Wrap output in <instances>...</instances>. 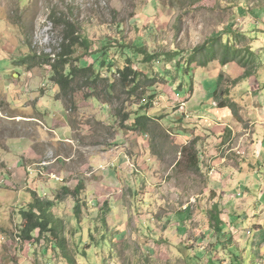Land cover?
Returning <instances> with one entry per match:
<instances>
[{
  "label": "rangeland",
  "instance_id": "1",
  "mask_svg": "<svg viewBox=\"0 0 264 264\" xmlns=\"http://www.w3.org/2000/svg\"><path fill=\"white\" fill-rule=\"evenodd\" d=\"M67 20L92 42L88 52L77 48L70 57L74 65L79 64L78 58L92 63L102 51L109 56L111 66L94 63L103 79L97 81L98 91L106 78H119L116 69L127 57L134 68L148 74L153 86L148 88L151 79L142 77L138 94L132 96L130 88L124 91L117 85L110 104L92 96L94 89L81 86L80 75L75 87L78 110H68L57 99L60 88L51 79V66L41 59L60 50ZM217 36L242 48L246 67L238 60L217 68L189 63L196 46ZM136 45H143L155 58L144 62V55L136 54ZM216 47L219 52L224 49L220 43ZM253 49H258V55ZM178 51L181 54L172 59L170 54ZM221 68L231 75L225 83L236 99L234 113L245 111L242 97L252 96L250 92L257 88L255 76L264 102V0H0V145L8 143L12 152L2 153L16 160L24 147L16 137L33 138L40 154L25 161L44 181V185L32 182L35 191L28 188L20 194L16 186L10 190L0 182V264H29L24 256L27 246L44 251L41 256L46 262L50 258L52 264H70L50 232L39 237L35 230L31 240L21 237L26 197L55 201L52 209L64 220L66 246L76 260L81 255L83 264H264V214L262 228L253 216L264 190V168L260 175L250 176L252 185L248 190L243 187V196L229 203L217 199V191L210 189L209 163L203 159L201 168L191 167L194 141L184 139L178 130L187 119L186 106H180L189 90L194 87L198 92L204 86L210 91ZM246 69L250 71L247 81L235 84ZM152 92L157 94L153 106L142 112L155 118L153 133L143 137L121 129L114 108L142 109ZM209 97L211 101L214 93ZM34 104L46 108V114L23 111ZM16 114L22 116L13 118ZM31 114L38 120L31 121ZM50 120L59 123L53 126ZM67 121L71 131L60 123ZM139 137L150 139L146 167L138 163ZM123 144L132 161L129 165L115 156ZM242 155L244 151L228 155L227 162L241 164L247 159ZM113 162L114 167H106ZM72 179L84 182L78 218L75 196L63 191ZM260 201L264 204V198ZM36 257L34 264H45Z\"/></svg>",
  "mask_w": 264,
  "mask_h": 264
},
{
  "label": "crops",
  "instance_id": "2",
  "mask_svg": "<svg viewBox=\"0 0 264 264\" xmlns=\"http://www.w3.org/2000/svg\"><path fill=\"white\" fill-rule=\"evenodd\" d=\"M253 51L256 55H258V49H253ZM222 61L223 59L221 55H218L214 59V61H209L206 65H212L213 67L217 68V64L227 66L228 64H233V62L235 63V61L237 60L230 59L229 63H223ZM220 62L222 64H220ZM191 65H193V67L204 66L198 65L196 63H192ZM239 65L241 64L239 63ZM222 68L218 74V78L210 83V91L205 90L204 86L202 87L201 91L198 92L195 91L194 87L189 90L188 96L183 99V101L185 102L181 103L182 105L180 106L181 109H184L186 106L184 111H186V113L188 114L187 119L183 120L182 127H178V130L181 132V136L184 139H191L194 141L193 143L195 145V151L198 157V166L201 168L203 159H206L207 163H209V167L211 168L209 172L211 181L210 189H215L217 191L218 196L216 198L221 200L226 199L228 201L229 199L236 198L235 196H243V187L248 190L250 188L249 185H252V182H250V176L256 174L260 175L259 173L263 171L264 102L261 101V82L259 81L257 76H255L258 82V86L257 88H255V90H252L250 92L252 96L247 95L245 98H241L242 100H244L242 102L245 111H240V114L238 111H236L237 115L242 116L244 121H242V118H238L237 115L235 116L236 113L233 112L232 108L234 104H232V102L236 101V99L234 98L233 91H231V89L229 90L225 83L226 81L228 82L227 79H229L231 75L225 73ZM214 71L218 73L217 69H215ZM247 78H249V76L243 78L240 77L235 84L239 85L242 82L244 83L247 81ZM1 79L2 78L0 74V80ZM1 92L2 91L0 90V93ZM211 92L214 93V97L211 98V101H209ZM245 93H248L247 90H245ZM250 98L251 100H249ZM223 102H226V105H223ZM245 103L247 106L244 105ZM31 108L29 109L28 107H25L23 111L31 113V111L33 110L40 115L46 114L44 113L46 111V108L42 107L41 105L37 106V104H34ZM15 109H17V107ZM179 111L181 110H177V112ZM243 113L245 114V116H243ZM20 116L22 115H12L13 118ZM36 117L37 116L31 114V121L38 120L36 119ZM43 118L47 120L46 115H44ZM245 121L247 123H250V127L244 125ZM49 123H52V125L54 126L57 125L59 121L50 120ZM60 123L62 124V126L67 125L69 127V130L71 131L68 121L66 124H63L62 122ZM46 128L48 129L47 125ZM141 135L143 137H148V133H141ZM132 137L134 139L137 137V135L135 134ZM143 137H139L141 150L140 147H137L138 151L140 152L138 163H141V167H146V157L150 154V139ZM16 138L18 140H21V142L24 144L22 153H19V157L16 160L9 159L4 156V153H2V151H4L5 153L12 152V147H10L8 143L6 144V147L0 145V182H5V185L11 186L10 190H12L14 186H16L17 189L19 188L18 190H16L18 194L22 193L23 190H27L28 188L35 191L34 189H32L31 183L34 182L33 184L38 183L44 185V181L37 176V169L30 164V161H25V159H34L40 153L34 147L35 140L33 138L29 136H19ZM124 146H127V144L119 146V148L121 147V149L116 152L115 156L119 160H121L123 164L129 165L132 161L131 158H129V155L123 151ZM243 151L245 152V156L242 155L241 157H247V159L243 160L241 164L235 165V163L227 162L228 155L235 156V154H241ZM79 182L82 181L80 179H72L65 183L68 185L67 187H71L72 184H76L77 186ZM235 192H237L238 195H235ZM38 195L40 197L43 196L42 193ZM263 198L264 190L260 191V194L258 196L259 200H257V208L255 210L256 212H253L255 213L253 214L255 220H257L256 226H259L260 228L263 227L261 223V214H264V204H262L260 201V199ZM47 200L55 203V201H53L51 197H47ZM31 201L33 200L30 197H26V202L23 203L29 204ZM18 203L20 205L22 201L19 199L17 200V204ZM227 203H229V201ZM58 216L60 218L62 217L59 214ZM242 235H245V232H243ZM217 245L218 246L216 248V251H218L219 247H221L220 243H217ZM54 247L55 246H52L51 248ZM41 252L44 251H41L36 247L33 248L27 246L24 256L25 258H27L29 264L35 263V256H37L36 259L40 263L52 264V259L48 258L46 262V258H44V256H41ZM30 253L32 254V256L30 255ZM216 255H219L218 258H221V255L217 252ZM79 258H81V255L77 259L78 262L75 259L77 264H83ZM224 260L226 261V259ZM66 262L69 261L66 260Z\"/></svg>",
  "mask_w": 264,
  "mask_h": 264
},
{
  "label": "trees",
  "instance_id": "3",
  "mask_svg": "<svg viewBox=\"0 0 264 264\" xmlns=\"http://www.w3.org/2000/svg\"><path fill=\"white\" fill-rule=\"evenodd\" d=\"M74 25H71V22L67 20L64 26V35L63 40L60 44V50L55 53L54 57L46 54L45 56H41L42 60L48 61L49 65L52 69V80L59 86L60 92L57 94V99L62 100L66 108L70 111L78 110V105L75 100V87L79 83L80 75L82 76L83 84L81 86L94 89L92 91V96L99 99H104L105 103L112 104L114 98L116 97V89L117 85L125 91L127 88L128 93L132 96H136L138 94L139 86L141 85V78L145 77L147 80L149 78L148 74L142 70L134 68L133 60L130 57L126 58V62L123 66H120L116 69V72L119 75V78H106V84L104 88L98 91L97 81L103 80L101 79V74L99 70L96 69V62H100V66L112 65L109 56L104 55L106 51H102V55L97 53V57L94 58V62L88 63L82 58H78L79 64L74 65L71 61L72 55L77 51V48L81 46L85 52H88L92 46L91 40L87 35L80 36L76 29L73 28ZM222 44L224 49L222 52H219L217 49L218 44ZM136 54L144 55L142 59L144 62H148L149 59L155 58V54L150 56L147 54V50L143 45H136ZM212 51V55H208V52ZM242 48L234 45L230 41L224 42L222 41L221 36H217L214 38H210L208 41H205L203 44L198 45L192 51L189 57V63H196L198 65H206L209 61L214 60L218 55H221L223 59V63H227L230 59L238 60L242 66L246 67L247 62L244 57H241ZM93 53V54H92ZM91 55H94L92 52ZM181 52H175L172 55L176 58L177 55H180ZM52 55V54H51ZM36 56V55H35ZM35 56H32L34 58ZM107 56L108 58H104ZM29 57V56H28ZM27 59V58H26ZM29 59V58H28ZM110 62V63H109ZM250 75V71L245 70L244 74L241 76L248 77ZM150 83L147 85L148 88L153 86L152 79L149 80ZM238 81V80H237ZM152 90V89H151ZM146 92H142L145 94ZM118 95V93H117ZM156 92H152L148 97V105L144 106L142 109H138L136 111H128L125 107L116 106L114 108V116L119 120V126L121 129H127L131 132H139V133H153V125L155 124V118L150 116L147 112H142L145 107H152L154 100V96H156ZM104 97V98H102ZM223 105H226V102H223ZM134 114V119L131 121V116ZM131 121V122H130ZM184 150V149H183ZM187 151V150H186ZM185 151V152H186ZM191 159V167L195 170L199 169L198 166V157L195 151V148H191L190 153ZM84 188V183L79 182L75 189L71 191L69 187H63V191L65 193H72L76 199L75 205V213L78 218V214L81 213V202L80 198L82 195V189ZM53 202L45 201L43 199L35 198L28 204L26 209L21 211L22 216L25 220L23 228L21 230V237L25 240H31L34 238V231L38 230L39 237L43 236L47 232H50L57 240L60 248L62 249L65 258L71 264H77L74 256H72L67 248V239L63 234L65 231V223L62 218L57 216L52 210Z\"/></svg>",
  "mask_w": 264,
  "mask_h": 264
},
{
  "label": "built area",
  "instance_id": "4",
  "mask_svg": "<svg viewBox=\"0 0 264 264\" xmlns=\"http://www.w3.org/2000/svg\"><path fill=\"white\" fill-rule=\"evenodd\" d=\"M115 166V164H114V162L113 163H111V164H107V168L108 167H114ZM40 173H43L42 171H40ZM56 178L58 179V180H61V178L60 177H58V176H56Z\"/></svg>",
  "mask_w": 264,
  "mask_h": 264
}]
</instances>
